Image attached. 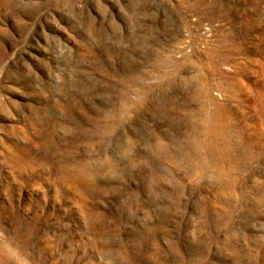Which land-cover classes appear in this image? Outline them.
Listing matches in <instances>:
<instances>
[{"label":"rangeland","instance_id":"obj_1","mask_svg":"<svg viewBox=\"0 0 264 264\" xmlns=\"http://www.w3.org/2000/svg\"><path fill=\"white\" fill-rule=\"evenodd\" d=\"M262 149L264 0H0V264H264Z\"/></svg>","mask_w":264,"mask_h":264},{"label":"bare ground","instance_id":"obj_2","mask_svg":"<svg viewBox=\"0 0 264 264\" xmlns=\"http://www.w3.org/2000/svg\"><path fill=\"white\" fill-rule=\"evenodd\" d=\"M207 91H208V90H207ZM259 96H260V95H259ZM259 99H262V97H259ZM202 100H203V99H202ZM261 102H262V101H261ZM218 108H219V107H218ZM205 110H206V109H205ZM259 110H260V109H259ZM187 113H188V112H187ZM205 113H206V112H205ZM219 113H220V112H219ZM196 114H197V113H196ZM215 114H216V113H215ZM213 115H214V114H213ZM213 117H214V116H213ZM215 117H216V116H215ZM218 118H219V117H218ZM215 120H216V119H215ZM219 120H220V119H219ZM222 121H223V120H222ZM222 121H221V122H222ZM225 121H226V120H225ZM215 122H216V121H215ZM219 122H220V121H219ZM228 122H230V121H228ZM203 125H204V124H203ZM213 125H214V124H213ZM220 127H221V126H220ZM222 127H223V130H224V131H226V129L228 130L229 123H228V125H226V127H224V126H222ZM116 128H117V127H116ZM210 128H211V127H210ZM210 128H209V129H210ZM216 129H217V128H216ZM233 129H234V128H233ZM218 130H219V128H218ZM213 131H214V129H213ZM221 131H222V130H221ZM193 132H194V131H193ZM230 132H231V131H230ZM230 132H229V133H230ZM238 134H239V133H238ZM111 135H112V134H111ZM214 135H215V133H214ZM194 136H195V135H194ZM215 136H216V135H215ZM220 136H221V135H220ZM222 136H223V135H222ZM225 136H226V134H225ZM213 137H214V136H213ZM215 138H216V137H215ZM227 138H228V137H227ZM212 139H213V138H212ZM221 139H222V138H221ZM241 139H242V138H241ZM225 140H226V139H225ZM194 141H195V140H194ZM212 141H213V140H212ZM220 141H221V140H220ZM220 141H219V142H220ZM239 141H240V140H239ZM244 141H245V140H244ZM225 142H226V141H225ZM240 142H241V141H240ZM199 143H200V142H199ZM243 143H244V142H243ZM195 144H196V143H195ZM215 144H216V143H215ZM218 144H219V143H218ZM227 144H228V143H227ZM240 144H241V143H240ZM192 145H193V144H192ZM250 145H251V144H249V142H248V143H245V145H244L245 148L247 149L248 155H250V159H251V160H259L261 156H260V155L257 156L256 154L252 155V153H254V152L251 153V149H253V147H250ZM188 146H189V145H188ZM193 146H194V145H193ZM226 146H227V145H226ZM197 147H198V144H197ZM197 147H196V148H197ZM187 148H188V147H187ZM210 148H211V147H210ZM216 148H217V147H216ZM216 148H215V149H216ZM258 148H259V147H258ZM197 149H198V148H197ZM211 149H212V148H211ZM223 149H224V148H223ZM260 149H261V148H260ZM160 150H161V149H160ZM191 150H192V148H191ZM208 150H209V149H208ZM213 150H214V149H213ZM213 150H211V151H213ZM188 151H189V150H188ZM227 151H228V150H227ZM227 151H226V152H227ZM229 151H230V150H229ZM239 151H241V150H239ZM261 152L264 154V149H262ZM192 153H193V152H192ZM197 153H198V152H197ZM228 154H230V152H229ZM186 155H187V153H186ZM191 155H192V154H191ZM193 155H194V154H193ZM220 155H221V152H220ZM231 155H232V154H231ZM187 156H190V155H187ZM187 156H186V157H187ZM210 156H211V154H210ZM186 157H185V158H186ZM196 157H197V156H196ZM199 157H200V156H199ZM202 157H203V156H202ZM208 157H209V156H208ZM223 157H225V155H224ZM228 157H229V156H228ZM246 157H247V156H246ZM187 158H189V157H187ZM226 158H227V157H226ZM247 158H248V157H247ZM192 159H193V158H192ZM197 159H198V158H197ZM211 159H212V157H211ZM241 159H242V158H241ZM184 160H185V159H184ZM188 160H190V159H188ZM212 160H213V159H212ZM224 160H225V159H224ZM226 160H227V159H226ZM233 160H234V159H233ZM186 161H187V160H186ZM204 161H205V160H204ZM206 162H207V161H206ZM225 162H226V161H225ZM215 165H216V164H215ZM211 166H212V165H211ZM213 169H214V167H213ZM216 170H217V169H216ZM221 171H223V170H221ZM221 171H220V172H221ZM216 175H218V174H216ZM219 175H220V174H219ZM224 175H225V173H224ZM217 177H218V176H217ZM222 177H223V176H222ZM221 180H222V179H221ZM227 185H228V184H227ZM223 187H224V186H223ZM228 187H229V186H228ZM245 203H246V202H245Z\"/></svg>","mask_w":264,"mask_h":264}]
</instances>
